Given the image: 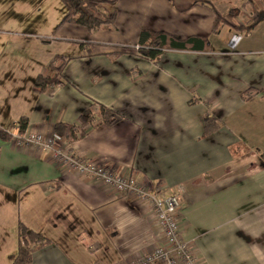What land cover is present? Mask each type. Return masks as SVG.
<instances>
[{
	"label": "crops",
	"instance_id": "1",
	"mask_svg": "<svg viewBox=\"0 0 264 264\" xmlns=\"http://www.w3.org/2000/svg\"><path fill=\"white\" fill-rule=\"evenodd\" d=\"M32 1L26 22L0 19V132L25 117V133L51 137L56 123L78 126L83 108L94 118L111 108L117 123L87 128L71 152L164 183L179 198L180 237L203 264H264V17L247 34L225 25L211 35L213 12L199 3L97 0L114 20L91 33L57 27L59 0ZM207 1L222 15L249 7ZM143 28L208 36L209 50H164L152 63L132 51ZM55 58L61 83L41 93L34 80L54 77ZM205 114L219 129L202 137ZM10 140L0 139V264L17 250L19 224L48 242L31 247L28 264H115L155 246L133 202L59 167L48 149Z\"/></svg>",
	"mask_w": 264,
	"mask_h": 264
},
{
	"label": "built area",
	"instance_id": "2",
	"mask_svg": "<svg viewBox=\"0 0 264 264\" xmlns=\"http://www.w3.org/2000/svg\"><path fill=\"white\" fill-rule=\"evenodd\" d=\"M255 2L256 11H264V0ZM240 12V18H233L237 25L245 22L250 24L257 16L250 7L240 8L238 14ZM239 38L240 35L235 34L229 46ZM17 127L9 133L10 141L15 147L32 151L48 149L59 167L89 177L99 188L112 196L133 202L139 213L152 224L156 237L155 246L144 254L123 259L115 264H203L192 243L184 242L180 237L182 220L178 215L179 198L174 194H166L164 183H150L145 178L136 177L130 168L124 167L117 171L115 166L100 159L94 160L83 154H73L70 143L64 136L53 133L51 137H47L45 133L35 132L19 135Z\"/></svg>",
	"mask_w": 264,
	"mask_h": 264
},
{
	"label": "trees",
	"instance_id": "3",
	"mask_svg": "<svg viewBox=\"0 0 264 264\" xmlns=\"http://www.w3.org/2000/svg\"><path fill=\"white\" fill-rule=\"evenodd\" d=\"M65 8V12L57 27L64 24H71L83 27L88 32H96L107 25L113 24L114 14L110 16H99L98 7L103 3L97 0H59ZM170 1V0H169ZM190 5L199 3L213 12L214 20L212 24L211 35H217L220 29L227 25L235 32L247 34L253 27L264 17V11H256V2L248 0L245 5L256 12L257 16L248 25H237L233 22V18L238 15V11L234 8L228 9L224 15L220 14L207 0H189ZM164 50L176 51H200L207 52L209 50L208 36H189L180 38L178 36L162 32L152 31L143 28L138 37V47L132 51L145 60L154 63ZM59 60L55 58L50 68L54 71V77L37 76L34 80L35 86L41 93L55 88L61 82L57 79L60 75L63 65L55 68L54 63ZM91 106V105H90ZM90 108H83L78 116L79 125H64L56 123L53 127V133L64 136L68 143L72 144L85 136L87 128H96L100 126H113L117 123L116 114L111 108L99 106L100 112L98 117L94 118L90 113ZM121 118V116L119 117ZM202 120V137H207L215 133L219 129L217 119L209 114H205ZM27 118L21 117L18 120L17 133L22 135L27 129ZM0 139L9 141L11 136L9 133L0 132ZM19 242L16 252L10 256V264H28L31 261L32 246H43L48 243L47 240L40 235L26 229L21 224L18 225ZM32 247V248H31Z\"/></svg>",
	"mask_w": 264,
	"mask_h": 264
},
{
	"label": "rangeland",
	"instance_id": "4",
	"mask_svg": "<svg viewBox=\"0 0 264 264\" xmlns=\"http://www.w3.org/2000/svg\"><path fill=\"white\" fill-rule=\"evenodd\" d=\"M13 0H3L0 2V19H15V22L21 23L26 22L29 13L36 12L38 8L35 9L34 1L31 0H19L16 4H13ZM60 4L61 1H58ZM176 195V194H174Z\"/></svg>",
	"mask_w": 264,
	"mask_h": 264
}]
</instances>
